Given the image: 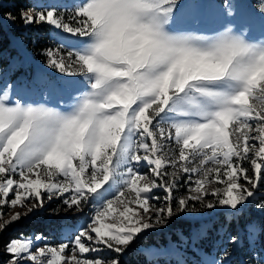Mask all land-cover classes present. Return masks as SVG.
I'll return each instance as SVG.
<instances>
[{
	"label": "snow or ice",
	"instance_id": "6c2138e0",
	"mask_svg": "<svg viewBox=\"0 0 264 264\" xmlns=\"http://www.w3.org/2000/svg\"><path fill=\"white\" fill-rule=\"evenodd\" d=\"M208 7L71 0L19 11L61 43L0 74V233L45 200L84 222L55 245L43 232L11 238L0 264H121L141 234L182 215L194 223L151 250L157 264H232L239 247L264 264V221L241 224L249 205L264 212V0L213 3L210 31L199 27ZM206 210L221 215L224 246L190 260L185 236L204 234Z\"/></svg>",
	"mask_w": 264,
	"mask_h": 264
},
{
	"label": "rangeland",
	"instance_id": "374dc122",
	"mask_svg": "<svg viewBox=\"0 0 264 264\" xmlns=\"http://www.w3.org/2000/svg\"><path fill=\"white\" fill-rule=\"evenodd\" d=\"M34 7L46 5L49 3H70L71 0H30ZM219 0H207L209 7L205 9L203 17L200 21L199 27L203 30H212L216 28L219 24V19L216 15L214 8L211 7L213 3H218ZM1 17V15H0ZM2 18L4 25L6 28L8 24H10V19ZM49 37L52 38V42H54L53 47H57L60 45V37L58 35L59 30H55L50 26H46ZM205 34H208L207 32ZM66 35V34H64ZM10 36V46L6 49L8 52L2 51L1 53H6L7 59L6 61H0V74L3 73L6 65L13 60H24L33 65L39 64L43 62V48H35L34 45L36 43V37L30 36L28 33L17 34L15 31H9ZM30 43L32 45H30ZM11 47V48H10ZM67 47V45H64ZM54 99V98H53ZM65 103H70V101H65ZM143 172H148L147 168L142 170ZM156 195L163 196L165 193L157 190H153ZM186 193V189H180L178 195H184ZM260 194L264 195V187H261ZM260 199V196H257V200ZM64 206L60 199H53L51 202L45 200V207L42 210H37L34 214L28 215L26 218H22L18 222H13L3 233H0V253L3 252V244L6 243L9 239L19 237L21 234L25 236H30L33 234H38L43 232L48 241L55 245L59 242H63L66 235H69V230H75L81 223L84 222V217L79 214L73 215L71 212H65ZM7 212V208L4 209ZM26 209L21 207H15L12 209V212H25ZM198 219L207 225V228L204 230V234L199 236L198 238H188L185 236V240L187 242V258L192 259H201L210 255H220V251L223 248V244L221 243L219 237L222 235V229L220 228L222 217L219 213L214 212L213 210H206L203 214H197ZM9 216L6 215L4 219H8ZM182 219L188 220L190 223H194L192 221L191 216H183ZM247 219H253L257 221H264V212H261L259 209H256L253 205H249L244 209V216L241 219V224L245 222ZM31 221V225H33V230L30 231L29 234L22 232L20 228L21 222ZM229 222L230 218H229ZM174 228V222L168 227H160L156 230H148L145 234H141L139 239H137L132 245L129 246L128 250L120 256L121 264H125V259L131 254V251L136 248V250L143 251L145 255L152 259L155 264H157V258L150 255L151 250L167 247L170 244H175L177 242V238L180 233H185L183 230H176L177 235L173 236L171 230ZM195 232V227L193 228ZM149 233L161 234L163 236H167L166 240L162 241V238L158 236V240L161 242L158 243H149L142 244L148 238ZM161 236V237H163ZM38 243V242H37ZM140 245V246H139ZM216 245H220L218 249ZM42 246V245H40ZM138 246V247H137ZM193 249L198 250L201 255L195 256L193 255ZM180 251L183 252L185 249L183 247L180 248ZM101 255H109V253L104 252ZM3 259H8V256L5 254ZM163 259V258H161ZM172 264H175L177 257L172 256L169 257ZM260 259V253H252L250 254L246 247H239L232 255L231 260L232 264H257V261Z\"/></svg>",
	"mask_w": 264,
	"mask_h": 264
},
{
	"label": "trees",
	"instance_id": "16d2710c",
	"mask_svg": "<svg viewBox=\"0 0 264 264\" xmlns=\"http://www.w3.org/2000/svg\"><path fill=\"white\" fill-rule=\"evenodd\" d=\"M33 7L34 4L30 0H0V13H12L13 16L17 17L14 21L10 20V24H8L7 28L1 18H5L6 16L1 15L0 17V57H2L0 61L5 62V59H7L6 53L2 54L1 52H8L6 49L8 48V46H10L9 31L11 30L15 31L17 34L28 33L30 36H35V48L38 47L40 49H45L47 47H53L54 42L51 41L52 38L49 37V33L43 32L47 31L46 26H25L19 20L18 14L21 9H30ZM30 45L32 44L30 43ZM173 222L174 228L171 230L173 236L177 235L176 230L187 231L186 225L190 223L188 220L182 218L180 220H174ZM20 225L21 226L19 229H21L22 232L26 234H29L30 231L33 230V225H31V221L21 222ZM158 236L162 238V241L166 240L167 237L161 234L149 233L147 236L148 238H146V241L140 245L161 242V240H158ZM125 261V264H155V262L152 259H149L143 251L136 250V248L133 250V252L131 251V254L125 259Z\"/></svg>",
	"mask_w": 264,
	"mask_h": 264
}]
</instances>
